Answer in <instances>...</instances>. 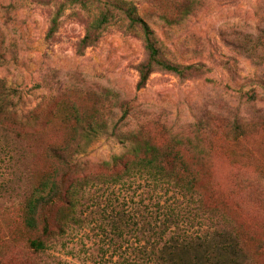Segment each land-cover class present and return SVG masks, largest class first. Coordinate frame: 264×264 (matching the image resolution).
I'll return each mask as SVG.
<instances>
[{"label": "rangeland", "instance_id": "rangeland-1", "mask_svg": "<svg viewBox=\"0 0 264 264\" xmlns=\"http://www.w3.org/2000/svg\"><path fill=\"white\" fill-rule=\"evenodd\" d=\"M83 1L0 0V78L39 116L31 145L21 142L12 157L13 146L0 135V264H240L226 233L190 223L180 194L154 191L142 179L124 188L93 186L82 206L87 226L54 239L45 252L31 249L19 204L50 168L48 145L74 136L69 144L86 161L83 172L108 173L99 163L113 155L128 159V143L78 136L84 120L111 126L123 112L140 139L197 145L194 152L178 148L181 157L195 165L202 192L215 196L247 264H264V65L254 58L264 55V0H129L163 59L194 66L186 76L153 71L138 90L140 32L114 17L84 45L98 8ZM53 17L56 29L47 36ZM69 108L82 122L65 121ZM168 206L184 217H167Z\"/></svg>", "mask_w": 264, "mask_h": 264}, {"label": "trees", "instance_id": "trees-1", "mask_svg": "<svg viewBox=\"0 0 264 264\" xmlns=\"http://www.w3.org/2000/svg\"><path fill=\"white\" fill-rule=\"evenodd\" d=\"M75 1L84 3L83 0ZM93 1L97 3L98 14L96 19L86 26L87 30L81 42L84 45L93 42L97 38L96 31L114 17L123 18L129 26L136 28L140 32L145 51L144 59L136 68L137 90L146 84L150 73L156 70L173 72L178 76L190 74L194 66L172 64L163 59L152 29L137 13L131 1ZM60 11L61 7H58V12ZM55 29L56 18L53 17L49 21L47 36H52ZM1 54L0 51V59L3 58ZM254 58H259L257 60L264 65V55ZM68 110L64 117L65 121H70L74 126L82 122L71 108ZM127 115L123 112L111 126L102 119L84 120L87 123L86 127L81 128L78 136L79 140L85 141L100 134L106 138L114 136L128 143L127 152L130 156L128 159L122 160L123 156L113 155L109 160L99 163L102 169L110 171L108 173L83 172L86 169V161L76 157L77 145L71 147L69 144L74 141V136L69 137L65 142L58 144L52 142L53 144L48 145L45 157L50 160V168L38 176L19 204L21 223L29 233H32L28 239L31 249L35 252H45L52 246L54 239L66 236L69 230L87 226L82 206L83 200L86 199L87 194L91 193L90 189L93 186L124 188L142 179L149 181L154 191L164 188L165 192L172 189L180 194L186 200L184 211L189 213L190 223L207 225L215 233H226L225 235L231 241L233 252L239 257L240 264H247L238 235L232 228L227 227L229 220L216 211L215 196L213 194L206 196L202 192L199 174L194 169L195 165L185 162L178 149L186 146L187 151L194 152L197 145L190 142L183 143L176 138L171 144L163 146L140 139L138 132L126 127ZM38 118L36 110L23 108L21 92L15 87L6 86L4 80L0 78V135L6 140L8 146H13L9 153L11 157V152H14L21 142H28L31 145L34 140L31 125L38 122ZM73 131L76 132L75 129ZM18 148L20 154L17 162H22V158L26 155L24 149L20 146ZM59 167L68 170L69 173L64 177L63 172L58 173ZM164 213L167 217L175 216L176 221L184 217L170 206Z\"/></svg>", "mask_w": 264, "mask_h": 264}]
</instances>
